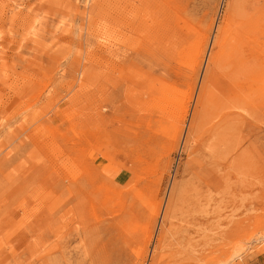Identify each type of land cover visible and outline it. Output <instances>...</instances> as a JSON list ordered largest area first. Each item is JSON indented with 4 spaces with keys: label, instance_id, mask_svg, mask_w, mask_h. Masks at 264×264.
<instances>
[{
    "label": "rangeland",
    "instance_id": "rangeland-1",
    "mask_svg": "<svg viewBox=\"0 0 264 264\" xmlns=\"http://www.w3.org/2000/svg\"><path fill=\"white\" fill-rule=\"evenodd\" d=\"M175 2L188 22L176 70L143 26L149 9L121 24L122 0H0V264H264V69L249 99L191 129L216 25L227 12L226 43L251 30L264 57V0ZM91 176L90 205L74 207Z\"/></svg>",
    "mask_w": 264,
    "mask_h": 264
},
{
    "label": "bare ground",
    "instance_id": "bare-ground-1",
    "mask_svg": "<svg viewBox=\"0 0 264 264\" xmlns=\"http://www.w3.org/2000/svg\"><path fill=\"white\" fill-rule=\"evenodd\" d=\"M122 2L123 6H117L119 10L124 7L126 3L128 4V9L127 12L126 10L122 11V13L121 11L119 12L120 16L119 19L116 20L117 23L123 24L121 21L123 19V15L131 14L136 16V14L143 8L149 9V15L152 13L153 15H157V17H152L150 22H144L143 26H147V28L151 27L150 31L153 33V36L158 38V40H162L160 50H162L163 53L170 59V62H172V68H175L176 70V67L179 64H173V62L176 63L179 60V55L183 52L182 50L185 47L184 38H186V32L188 30V22L187 20H184L181 12L182 9L178 6V3H176L175 0H163V2L160 3H157V0H122ZM135 16L132 19H134ZM261 16L264 17V12L258 14L256 19ZM16 17L17 14H14L13 18L16 19ZM132 19L129 17L128 20L131 21ZM229 19L230 15L225 12L221 23L219 25L217 24L215 27V33L210 40L206 52V67L202 82L199 86V91L195 101V109L191 119V129L198 134L202 133L201 128L203 124L207 123L205 119L203 120L206 113L215 114V112L218 111V108L222 106H231L247 100L249 99V95L254 91L256 93L258 86L262 85L256 84L259 81L258 74H260L261 70L264 69V57L262 56L263 54L261 55V50L259 51V48L256 46V39H254L253 33L249 30L243 33L238 39L226 43L225 37L230 25ZM211 25L212 22L208 25V30H210ZM123 26L125 27V25ZM141 26L142 24L140 27ZM120 27H122V25ZM131 29L136 30L137 28L131 27ZM118 40L120 39L118 38ZM207 40V35L197 37L192 53L189 57V64H187V67L191 72H195L199 67L205 53ZM100 66L104 67L103 65ZM111 71L117 72L118 74L123 73L124 66L120 62H115L111 66ZM218 76H222V79L219 77L218 84H216ZM162 81L164 80L162 79L158 83L156 80V83H153L152 86H155L157 83L159 86H162ZM155 91L154 97L160 90L156 89ZM189 94V90L184 92L176 101L175 107L177 114L174 117L175 124L173 125V129L171 131V139L173 140H177L180 136L181 127L179 124L183 120ZM167 99V101H170L171 104V98L168 97ZM158 100L159 99L156 101L157 106H159ZM206 107L209 108L206 109ZM230 114L231 113H227L218 117V123L214 126L212 123L211 129L219 131V129L229 126V122H233L235 119V116ZM210 121L213 122L212 120ZM212 135L213 134H211V138L213 137ZM211 138L209 141L210 146L212 143ZM83 141L88 143L87 138H83ZM206 141L205 139L202 141L198 138L196 141L197 145L193 151L197 152L199 150L202 151L203 148L205 149ZM86 170L87 169L85 168L84 172H86ZM68 178L69 182L65 190L70 194L72 192L71 184L75 182L72 171L68 172ZM95 182L96 180L94 179V176H91V178L89 177V182L84 184L85 187H83V190L81 188L77 191V194L75 195V203L73 204L74 207L84 203H88L90 205V201L87 198L85 199V194L89 187L95 185ZM68 200L70 202V199ZM74 207H68L62 214V217L74 216ZM157 209L158 207L152 208L151 214L153 217L157 215ZM116 224L121 225L120 222H116ZM160 239L161 238H158L157 240L160 241ZM153 258L154 256L152 255L151 259L153 260ZM150 264H154V262H151Z\"/></svg>",
    "mask_w": 264,
    "mask_h": 264
}]
</instances>
